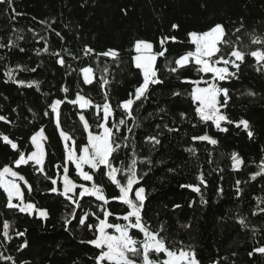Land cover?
<instances>
[{
  "label": "trees",
  "instance_id": "obj_1",
  "mask_svg": "<svg viewBox=\"0 0 264 264\" xmlns=\"http://www.w3.org/2000/svg\"><path fill=\"white\" fill-rule=\"evenodd\" d=\"M173 24L178 28L173 29ZM216 24L225 27L228 43L218 45L224 54L233 47L246 52L264 48L250 40L252 35L264 37V0L0 3V116L6 118L0 120V136H8L26 154L33 150L31 136L42 129L46 137L44 172L38 171L33 162L17 168L13 162L19 152L2 139L0 169L7 165L22 175L24 180L18 183L25 203L48 213L47 218H42L35 211L29 215L10 209L0 189V264H95L99 250L86 243L95 238V231L80 225L78 216L74 218L71 213L73 209L77 214L95 213L86 224H96L98 218L103 219L100 211L103 202L85 196L82 207H77L60 195L66 152L57 128V115L50 107L55 100L62 101L58 109L60 128L70 136L67 145L72 147L75 143L79 154V147L87 144L80 115L95 134L100 132L97 125L103 120V111L98 113L94 106L81 110L77 104L69 103L77 93L90 99L92 105H103L107 94L113 109L108 126L116 124L120 129H113L121 146L110 157L112 166L122 170L117 178L123 181L128 166L136 161L139 182L133 188L143 187L146 193L141 215L151 230L166 239L169 248L190 247L201 264H264V254L253 252L254 248L264 246L263 63L258 65L251 55H246L238 71L229 65V71L236 72V76L218 81L219 86L229 90L227 105L220 108L233 121L221 122V128L227 131L218 129L211 121H200L195 113L198 104L190 95L195 86L192 81L199 80L203 86L209 75L198 73L192 62L176 73L168 70L175 67L174 61L179 56L195 50L189 33L207 32ZM164 36H174L176 40L169 39L164 46L165 56L156 59L157 77L163 82L150 85L147 98L134 103V123L118 105L143 80L140 69L133 63L135 42L147 41L153 45L152 51L157 52L162 50L160 40ZM86 47L93 51L85 53ZM109 49L116 50L118 58L97 55ZM60 59L63 65L58 62ZM84 68L92 70L91 83L84 82ZM9 69L25 85L10 80L5 75ZM104 80L107 83L102 87ZM30 82L37 83L27 86ZM64 88L68 91H63ZM249 92L253 95H248ZM218 99L223 103V96ZM121 119L124 124H119ZM241 120L248 121L252 137L242 125L237 127ZM205 133L216 139L217 144L193 139ZM149 137H156L160 143L154 144ZM190 148L195 149L194 154L187 151ZM233 153L242 161L237 169L233 167ZM67 167L69 178L77 185L91 187L94 182L102 187L109 199L104 207L113 213L109 222L123 223L117 217L126 213L127 206L112 199L119 196V189L105 175L107 169L101 166L94 172L86 168L93 180L83 181L74 165L68 163ZM258 172L261 174L256 175ZM200 173L204 184L198 179ZM52 179L57 180L55 185ZM188 185L199 187L200 192H194ZM53 187L58 191L52 192ZM79 191L75 190L74 198H78ZM201 195L206 203L201 202ZM242 217L246 228L238 223ZM66 219L71 221L67 226ZM4 222L10 224L9 239L3 235ZM130 234L137 240L143 239L137 230H131ZM24 244L27 246L21 248ZM152 258L163 260L165 256L153 254Z\"/></svg>",
  "mask_w": 264,
  "mask_h": 264
},
{
  "label": "snow or ice",
  "instance_id": "obj_2",
  "mask_svg": "<svg viewBox=\"0 0 264 264\" xmlns=\"http://www.w3.org/2000/svg\"><path fill=\"white\" fill-rule=\"evenodd\" d=\"M0 3H6L11 5L13 0H0ZM173 29L178 28V25L173 24ZM31 31V29H29ZM240 30L237 29V32ZM59 35V34H57ZM191 43L195 45L194 51H188L186 54L179 56L175 59V67H169V72L176 73L178 69L184 67L190 62L194 63L197 68L198 73H211L212 81L207 82L206 87H199L201 81H192V83L197 86L192 89L191 98L194 103L198 102L197 107L195 108V113L199 117L200 121L207 122L211 121L218 129L222 131H227V129L221 128V122L226 121L228 123H233L229 118L221 113L220 108L227 105L229 99V90L222 86L218 85V81H224L236 76V72L229 71V65L232 68H240V64L244 62L246 55H251L256 63L259 65L261 62H264V48H259L250 52L245 50L233 47L231 52L224 54L221 47L218 45L227 44L228 41L225 39V27L222 24H216L210 28L207 32L189 33ZM171 39L172 41L176 40V37L164 36L160 40V51L153 52V45L144 40H137L135 42L134 48L137 53L133 57V62L137 69H140L142 73V83H140L134 90V93L129 94V98L125 101H122L118 107L123 109L124 114L133 120L135 123V117L133 116V105L136 101L147 98L150 85H155L162 83L157 77V68L155 67L157 56L164 57L167 52L165 48L166 42ZM240 38L237 37V40ZM251 43L256 45H264V37L252 35L250 37ZM46 50V49H45ZM93 50L90 48H85V53H90ZM220 54L219 56L217 54ZM54 55H58L55 54ZM98 56H107L113 59L118 58L119 53L114 49H109L106 52L98 53ZM61 65L64 64L63 59L58 61ZM222 65V66H221ZM12 69H9L5 72V75L15 83L19 85H25L23 80H16L13 75ZM257 71H261L260 67H257ZM84 75V82L91 83V72L90 68L82 69ZM37 82H30L27 86H32ZM107 81H102L101 86L103 87ZM63 91L67 92L68 89L64 88ZM174 95H179V93H174ZM248 95H253L249 92ZM223 96V103L218 99V97ZM74 105L78 104L81 109H84L89 106H94L99 113L102 109L103 111V120L97 125L101 131L99 133H93L89 131L90 125L85 120L83 115H80V120L83 122L84 130L88 133L87 144L82 147H79V154L77 155V145L75 143L71 148L68 147L67 141L70 139V136L65 133L60 128L59 122V106L61 105V100H55L51 105L52 113L57 115V128L60 130V136L63 141H65V152L66 157L64 161V175H63V191L60 192V195H63L71 203L75 204L77 207H82L81 200L85 196H93L98 201H102L103 204L100 205V211L103 213V219L98 218V223L96 224H86V220L90 215H95V213L83 212L82 214H77L76 210L73 209L71 215L76 218L78 216L79 224L86 226L89 230L95 231V238L87 241L86 243L91 244L96 249L99 250V254L94 257L95 264H201L198 260L197 255L193 249L189 248H169L167 246L166 239L160 235L159 232L151 230L146 221H144L141 212L144 207V202L146 200V193L143 187L133 188L134 185H138L139 178L136 171V161L133 160L131 165L128 166L125 173L124 180L117 178V173L122 171L112 166V161L110 157L113 156V153L116 149L120 148V144L117 143L113 129L119 131V127L116 124H113L111 127L108 126V120L113 114V109L110 103L108 102V96L105 94V102L103 105H92L90 99H86L81 94L77 93L74 100L68 101ZM49 115V113H45ZM184 113H181V117L184 118ZM6 118L0 116V120H5ZM125 120L121 119L119 124H124ZM243 126L244 130L247 131L249 137L253 136V132L249 130L250 126L248 121L241 120L237 124V127ZM139 126V125H137ZM173 129H169L172 131ZM131 132V129H129ZM5 143L9 144L13 150L19 152L18 158L14 160V165L19 168L21 165H26L30 161L34 165L39 166L37 169L40 172H44V161H45V149L42 141L46 140L43 130L35 133L31 136V144L34 147V151L26 154L23 151H20L17 143L13 142L8 136H0ZM149 139L154 144H159L160 141L156 137H149ZM194 140L207 141L210 144H217V140L210 137L207 133L201 136H194ZM187 151L195 153V149H187ZM232 159L234 161L233 167L237 168L242 163L240 158L236 153L232 154ZM71 161L75 165L78 175L84 181H92L93 175L89 172L84 171V166L87 165L88 168L92 169L94 172L103 168L107 169L105 175L111 180V182L116 185L119 189V196L112 197L113 200L120 201L123 205L127 206V211L122 216L117 217L118 220H122L123 223H111L109 222V217L113 215L110 211L105 208V205L109 204V199L105 196L104 190L102 187L98 186L96 183H92L91 187H86L83 184L77 185L73 180L69 178V170L67 167L68 162ZM57 167H60L58 165ZM261 172H264V166L261 167ZM258 172L256 175H260ZM255 179V175L252 177ZM198 179L201 184L205 183L203 173H200ZM24 177L20 175L17 171L13 170L10 166H4L0 169V189L6 194L7 204L6 207L12 209H18L21 213H27L32 215L33 212H37L39 217L47 218V211L43 209H37L36 206L32 203H25L24 194L21 191V186L17 181H23ZM52 184L57 183L56 179L51 180ZM26 183V182H25ZM239 183V182H237ZM182 187H185L182 185ZM191 187L194 192H200V188L193 185H188ZM79 188V196L75 197V190ZM29 191L31 188L29 186ZM52 192H57L58 189L53 187ZM134 192V199L130 195ZM72 193V195H69ZM19 201V203H14L13 201ZM201 202L204 201L203 196L201 195ZM264 211V209H262ZM256 213H253L255 215ZM71 221L65 220V225L70 224ZM238 223L242 227H248L245 218H240ZM10 224L4 222L3 224V235L5 239H9L8 230ZM109 229L112 231L110 232ZM67 230V228H66ZM131 230H137L143 234L142 240H137L133 235H131ZM17 235H23V233H17ZM27 245H21L20 247H26ZM253 252L264 254V246L254 248ZM160 253H163L165 259L159 260L153 259V254H156L157 257ZM253 253L250 252L251 256ZM7 259H11L8 257Z\"/></svg>",
  "mask_w": 264,
  "mask_h": 264
},
{
  "label": "rangeland",
  "instance_id": "obj_3",
  "mask_svg": "<svg viewBox=\"0 0 264 264\" xmlns=\"http://www.w3.org/2000/svg\"><path fill=\"white\" fill-rule=\"evenodd\" d=\"M194 47H195V45H194ZM135 49V48H134ZM136 52V51H135ZM136 55H137V53H136ZM134 63V62H133ZM263 63V66H264V62H262ZM222 66V65H221ZM141 72V71H140ZM142 74V73H141ZM204 74V73H203ZM206 75H209V80H208V82H211L212 81V75H211V73H207ZM82 77H83V79H84V75H83V72H82ZM91 79H92V72H91ZM93 80V79H92ZM197 85L195 84V86L194 87H196ZM207 86V83L205 84V85H203V86H200L199 85V87H206ZM193 87V88H194ZM197 104H198V102H196ZM77 107L79 108V109H81L80 107H79V105L77 104ZM85 109V108H84ZM81 110H83V109H81ZM83 123V122H82ZM100 131H101V129H100ZM86 136H88V133L86 132ZM64 142V145H65V141H63ZM42 143H43V141H42ZM32 147H33V145H32ZM69 147V146H68ZM69 148H71V146L69 147ZM35 149H34V147H33V150L32 151H34ZM78 155V154H77ZM31 162V161H30ZM68 163H71V161H69ZM72 164V163H71ZM72 165H74V164H72ZM75 166V165H74ZM39 167V166H38ZM86 168H88V166L87 165H85L84 166V171L86 170ZM238 168V167H237ZM236 168V169H237ZM75 170H76V168H75ZM76 172H77V170H76ZM64 175V174H63ZM63 175H62V177L60 178V180H61V186H62V191H63ZM77 175H78V173H77ZM78 177L80 178V179H82L79 175H78ZM83 180V179H82ZM84 181V180H83ZM17 183H18V181H17ZM72 193H70L69 195H71ZM6 195V194H5ZM131 195V194H130ZM132 198L134 199V195L132 196ZM16 201V200H15ZM17 203H19V201H16ZM36 215L37 216H39L38 214H37V212H36ZM109 231L111 232L112 230L111 229H109ZM141 235L143 236V234L141 233Z\"/></svg>",
  "mask_w": 264,
  "mask_h": 264
}]
</instances>
